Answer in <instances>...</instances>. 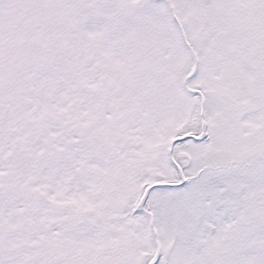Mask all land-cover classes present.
<instances>
[{
	"label": "snow or ice",
	"instance_id": "snow-or-ice-1",
	"mask_svg": "<svg viewBox=\"0 0 264 264\" xmlns=\"http://www.w3.org/2000/svg\"><path fill=\"white\" fill-rule=\"evenodd\" d=\"M0 264H264V0H0Z\"/></svg>",
	"mask_w": 264,
	"mask_h": 264
}]
</instances>
